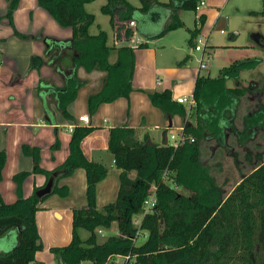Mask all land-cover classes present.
<instances>
[{"label": "trees", "instance_id": "16d2710c", "mask_svg": "<svg viewBox=\"0 0 264 264\" xmlns=\"http://www.w3.org/2000/svg\"><path fill=\"white\" fill-rule=\"evenodd\" d=\"M94 1L37 0L59 25L72 29V37L67 39L42 36L48 60L33 56L31 61L32 68L47 62L64 77L63 86L41 80L38 90L46 86L58 110L72 121L74 117L68 108L86 83L78 75L81 67L87 72L101 70L106 74L101 88L88 97L91 114L103 103L119 97L129 98L133 91L136 48L128 43L109 45L105 30L90 32L96 16L86 5ZM139 1L140 6L129 0H107L102 6L103 13L110 16L116 28L118 39L130 41L138 31L152 40L183 27L180 11L197 9L204 0ZM20 2L7 0V11L0 19L7 18L15 26L14 14ZM261 13L264 14V9ZM131 21H135V25H131ZM206 21L207 14H201L196 27L190 30L193 48ZM15 33L28 37L18 30ZM139 47H148V43L141 42ZM112 51L118 55L113 63L110 62ZM67 60L70 64L64 66ZM258 62V59L235 61L222 68L217 76L198 74L193 91L196 103L192 108L174 99L170 88L149 91L150 100L166 117L170 119L179 114L184 118L183 133L187 138L177 146L170 142L157 144L150 141L148 134L140 140L134 127L110 128L109 149L122 171L117 198L102 209L97 205V185L108 176L109 168L90 160L82 149V141L92 132V126H75L68 158L52 171L42 167L39 147L23 144L24 151L33 158L34 167L13 176L18 194L14 202H6L0 191V242L12 236L15 239L13 247L0 249V264H44L36 258V252L43 246L38 244L36 213L50 195L69 196L70 188L59 182L78 168H84L87 174L86 204L73 209L70 244L52 248L53 252L61 254L62 264H128L127 260L115 261L120 255H131L134 264H264L263 155L247 153L248 160L255 157L254 169L227 196L216 186L209 166L202 159L204 141L215 140L223 147L234 135L245 145L264 128L262 101L243 116L242 127H238L236 119L242 98L254 89L228 84V80L237 81L242 70L253 69ZM59 146L57 140L52 150ZM6 162L7 153L2 150L0 183ZM132 171L137 172L136 177L131 176ZM33 173L45 174L48 181L53 178L50 194L40 198L37 195L40 187H36L32 195H23L24 181ZM153 191L156 205L147 210L145 201ZM137 216L139 223H136ZM114 222L118 223L119 233L100 242L97 228H110ZM82 229L88 231L86 238L81 236ZM145 232L146 240L138 242Z\"/></svg>", "mask_w": 264, "mask_h": 264}, {"label": "crops", "instance_id": "0c3cea01", "mask_svg": "<svg viewBox=\"0 0 264 264\" xmlns=\"http://www.w3.org/2000/svg\"><path fill=\"white\" fill-rule=\"evenodd\" d=\"M24 1L27 8L23 6ZM0 3L1 16L6 13L7 3L4 0ZM38 7L40 6L37 4V0H21L14 14L16 24L22 29L25 28V23L28 21L27 13L31 8L36 12L39 11L41 18H43L44 12H47ZM209 16L207 14V17ZM7 20V18L0 20V68L3 67L6 55L15 56L23 53L17 50L19 45L26 46L28 56L36 47L33 42L22 43L12 37V29L5 27ZM41 23L40 20L36 25H41ZM113 29L116 32V28ZM136 32L140 35L137 43L142 42L141 37H143L148 43V47H139V51H136L133 91L129 98L119 97L113 102L103 103L95 114L90 113L88 97L92 92L101 88L106 75L104 71L87 72L82 67L78 69L79 77L86 83L78 98L68 108L74 117L73 121L61 114L46 86L38 90L41 80H44L45 83L52 82L57 86L64 85V77L54 67H47L48 69L45 70L44 74H52V76H40L37 79L35 89L25 86L26 83L16 77L15 81L0 80V151L7 149L9 154L8 163L4 168V179L0 183V191L6 202L11 203L18 198L13 176L20 171H30L33 167V159L22 151V145L28 144L39 147L42 150V167L52 171L62 165L70 154V140L73 131H70L69 126L72 124L93 127L92 132L83 139L82 149L90 160L100 162L109 168L108 176L97 185L99 209L117 198L120 186L119 175L122 169L115 164L114 155L109 149L110 128L117 125L134 127L140 140H143L144 136L148 134L150 141L157 144H165V141L170 142L168 133L174 123L178 126V134L180 133L184 127V118L179 114L174 115L172 126H170V119L152 103L148 92L170 88L174 99L178 96L193 94L196 78L203 70L199 71V66L194 71H190L184 66L169 67L165 63H158L157 48L150 47V39L146 38L144 34ZM67 34L70 35V33H66V36ZM48 35L56 36L53 33ZM114 39L116 46H120L125 41V38L118 39L117 36H114ZM37 46H40L41 50L44 44L41 43ZM193 49L192 47V53L195 52ZM114 52L113 62L118 56L116 55L117 52ZM69 64L70 61L67 60L64 66ZM14 84L16 87L12 88ZM6 86L9 87L5 88ZM37 112L40 114L39 118H37ZM85 114L91 118L89 124L79 121V117ZM110 117L113 123L110 122ZM104 118H108L107 121H104ZM165 133H167V138ZM172 134L178 136L174 132ZM57 140L60 141V146L52 150V146ZM136 175V171L131 172L132 177H136ZM47 182L48 177L45 174H32L23 184V195L25 197L32 195L36 187H44ZM59 184H66L70 188L69 196L50 195L36 213L40 240L43 245V248L36 252V258L44 264H62L61 257L53 252L52 248L67 246L72 240L73 209L86 204V170L84 168L76 169L71 176L62 178ZM139 218L136 217V223H139ZM80 233L82 238L88 236V231L84 229ZM118 233L117 229L116 234ZM14 243L13 236L5 238L0 242V249H9L13 247ZM115 261L124 263L125 259L120 255L116 257ZM87 263L89 264V262L83 264Z\"/></svg>", "mask_w": 264, "mask_h": 264}, {"label": "rangeland", "instance_id": "374dc122", "mask_svg": "<svg viewBox=\"0 0 264 264\" xmlns=\"http://www.w3.org/2000/svg\"><path fill=\"white\" fill-rule=\"evenodd\" d=\"M1 1L2 0H0V2ZM4 1L7 3V0ZM129 1L136 6L141 5L139 0ZM160 1L165 2L168 0ZM204 1L206 4L199 5L197 9L181 10L180 15L184 20L185 25L178 29L169 31L154 40H150V47L157 48L158 63H165V65H168L169 67L180 65L184 66L186 69L188 68L190 71H194L199 66L201 51H195L192 53L193 45L190 43V30L196 27L197 19L201 14L205 13L208 14V16L210 14V16L207 17V21L202 29V34L206 35L209 33L210 37H213L214 40L211 42V45L206 48V58L209 60L207 62V69H203L202 73L217 76L222 68L230 66L235 61L250 59L259 60L255 68L242 70L237 81L233 79L228 80L229 85L237 83L242 88L254 89L251 92H247L243 96L239 106L236 123L238 127L241 128L243 116L249 111L256 109L259 105V101L264 102V14L261 13L264 9V0ZM106 2L107 0H96L88 3L86 5V9L89 12L94 13L96 16L95 23L91 26L90 32L98 33L101 30H105L108 33L107 43L112 46L116 42L114 36H117V33L114 32V26L111 24L110 16L102 11V6L106 4ZM23 6L24 8H27L25 1L23 2ZM253 11L257 13H252ZM27 18L28 21L25 23V28L23 29L20 28L16 22L15 26L11 25L9 20H7L5 27H10L12 29L11 36L15 39L20 40L22 43L27 41L33 42L36 47H34L29 56L27 55L28 52H26L25 49L26 46H23V44L22 46L19 45L17 49L23 53H19L15 56L6 55L3 67L0 68V80L4 79L15 81L16 78L21 79L24 83H26L25 86L35 89L38 82L37 79L40 76H52V74H44L45 70L48 69L47 67L51 66L47 62L42 64L40 67H31L33 56H41L45 60H48L46 57V44L42 36H51L48 34L53 33L57 37H51L59 39L71 38L72 29L59 25L51 15L45 12L43 18H41L39 11L36 12L33 8L28 11ZM40 20L42 22L41 25H36L40 22ZM16 30L28 37H20V35L15 33ZM66 33H70V35L67 34L66 36ZM139 37L140 35L136 32L130 41H124L120 45H126L128 43L129 45L136 47V51H139V44L141 42L139 41L137 43V39ZM198 37H196V41ZM141 39L142 42H145L143 37H141ZM41 43L44 44V46L40 50V46L37 45H41ZM114 55L115 52L112 51L110 55V62L112 63ZM7 87L9 86H6L5 88ZM13 87H16V84L12 85V88ZM83 89L84 86L79 89L78 96ZM39 117L40 114L37 112V118ZM110 122L113 123L111 117ZM177 127V124L174 123L169 130L168 137L171 143L176 141V139L171 138V134L173 132L178 134L179 130ZM3 150L7 153V164L9 154L7 149ZM22 151L26 155H29L24 151L23 145ZM248 152H251L252 156L260 153L264 158V128L256 134L253 140L247 141L245 145H241L234 135L230 136L227 145L223 147L219 146L215 140L203 142L202 159L209 166V173L216 186L223 190L224 196H227L239 183V181L254 169L253 167L256 163L255 157L248 160L246 157ZM177 189L179 191L186 192V190L181 187H177ZM101 228L104 227L97 228L98 240L100 242L105 241L111 235H115L116 230L118 229L116 222L113 223L110 228H106L104 233H98V230ZM146 238L147 232L142 234L138 242H144Z\"/></svg>", "mask_w": 264, "mask_h": 264}, {"label": "built area", "instance_id": "2783aa9c", "mask_svg": "<svg viewBox=\"0 0 264 264\" xmlns=\"http://www.w3.org/2000/svg\"><path fill=\"white\" fill-rule=\"evenodd\" d=\"M206 2L202 1L199 5H205ZM131 25H135V21H131ZM198 39L196 41V45L194 47L193 50L195 51H201V58H199V71L203 70V69H207V62H208V58H206V48L211 44L213 38L210 37V34H202V32L198 35ZM178 102H182V103H186L189 108H192L196 101L194 98L193 94L190 95H185V96H178L175 98ZM79 121L80 122H84L86 124H89L91 121V118L88 114L85 115H81L79 117ZM104 121H107L106 119H104ZM75 128V125H70L69 129L70 131H73ZM173 139H176V141L174 142V145H179L180 143H182L187 137L184 135L183 133V129L180 131V133L178 134V136L176 137V135L172 134L171 136ZM156 205V194L155 191H153V193L150 195V197H148V199H146L145 201V207L147 210L151 209L152 207H154ZM104 228H101L98 230L99 233H104ZM123 258L125 260L128 261V264H134V260H131V255H124Z\"/></svg>", "mask_w": 264, "mask_h": 264}, {"label": "water", "instance_id": "95a60500", "mask_svg": "<svg viewBox=\"0 0 264 264\" xmlns=\"http://www.w3.org/2000/svg\"><path fill=\"white\" fill-rule=\"evenodd\" d=\"M170 126H172V118H170ZM165 137L167 138V133H165ZM167 141H165L166 143ZM53 178H50V180L47 182V184L44 187H41L39 190H37V195L41 198L47 194H50L53 188ZM41 243V240H38V244ZM59 257H61V254H58Z\"/></svg>", "mask_w": 264, "mask_h": 264}]
</instances>
